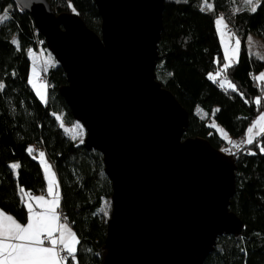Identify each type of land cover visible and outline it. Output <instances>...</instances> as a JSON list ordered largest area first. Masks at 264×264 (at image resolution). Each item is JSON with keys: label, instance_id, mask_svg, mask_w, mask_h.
Returning a JSON list of instances; mask_svg holds the SVG:
<instances>
[{"label": "trees", "instance_id": "16d2710c", "mask_svg": "<svg viewBox=\"0 0 264 264\" xmlns=\"http://www.w3.org/2000/svg\"><path fill=\"white\" fill-rule=\"evenodd\" d=\"M48 1L55 13L75 14L89 29L100 33L101 18L93 0ZM201 1L164 0L160 61L155 71L157 81L189 114L184 136L203 138L219 150L225 141L208 119L231 139L245 137L252 121L264 111V85L256 79L264 72V61L243 47L239 62L227 73L222 72L227 81L224 87L218 78L209 79V74L221 69L224 57L215 19L223 16L235 34L244 39L253 34L264 44V3L253 14L236 0H207L211 10L203 9ZM235 4L239 9L234 10ZM4 14L10 19L0 24V81L4 85L0 90V209L21 223L27 222L18 185L31 194L46 191V178L37 157L38 151H43L58 176L61 213L80 239L78 264H105L108 220L101 209L104 200L112 197V184L104 173L103 155L72 140L60 125L59 118L66 125L76 122L59 94L67 84L60 65L55 64L46 73L47 103L29 84V52H36L40 41L43 50L47 49L28 11L16 0H0V16ZM228 81L237 91L229 88ZM257 99L260 104L255 103ZM258 144L264 145V136L231 155L237 170L230 211L243 223V229L219 238L204 264H264V154ZM29 147L34 149L32 154L27 151ZM13 163L21 167L13 170Z\"/></svg>", "mask_w": 264, "mask_h": 264}, {"label": "water", "instance_id": "95a60500", "mask_svg": "<svg viewBox=\"0 0 264 264\" xmlns=\"http://www.w3.org/2000/svg\"><path fill=\"white\" fill-rule=\"evenodd\" d=\"M66 74L60 89L112 184L105 264H204L224 235L236 166L184 136L189 114L156 78L164 0H93L100 33L48 0H16Z\"/></svg>", "mask_w": 264, "mask_h": 264}, {"label": "snow or ice", "instance_id": "6c2138e0", "mask_svg": "<svg viewBox=\"0 0 264 264\" xmlns=\"http://www.w3.org/2000/svg\"><path fill=\"white\" fill-rule=\"evenodd\" d=\"M205 3H207V0H205ZM241 3L246 10L254 14L261 3H264V0H241ZM8 19H10V16L7 14L0 16V24ZM215 24L225 53L223 67L216 73L219 76L221 72L227 73L234 61L239 62L241 41L236 38L234 44L225 42L224 37L228 35V32L223 17L218 18ZM232 40L233 36L228 35V41L231 42ZM13 42L19 47L18 41L14 40ZM209 79L214 80L215 77L209 74ZM256 79L264 81V72L260 73ZM37 80L38 76L35 66H33L29 84L36 90V94L40 99L45 100L46 93L44 90L46 85L37 84ZM228 86L233 92L237 91L236 85L231 81H228ZM3 87L4 85L0 83V90ZM221 87H224V83H221ZM255 103L260 104V99H257ZM211 126L215 127V124ZM223 135L225 139H228L226 134ZM257 136H264V115H260L247 129L246 139L243 143L251 145L255 142ZM228 142L233 147L239 148V145L233 141L228 140ZM257 146L260 148V153L264 154V145L258 144ZM27 151L32 154L34 149L29 147ZM229 151L231 150L229 149ZM249 154L255 155L256 153L249 152ZM39 157L47 181L46 195H33L18 185L21 202L28 213L26 223L19 222L12 214L0 209V264H69V258H71L72 264H78L76 254L80 239L69 226L67 217H64L59 211L62 199L60 183L56 179L52 166L45 160V153L40 152ZM10 167L17 170L21 165L13 163ZM33 201H35V204H33ZM37 208L41 210L37 211ZM101 211H104V209H101ZM105 215H107L106 212Z\"/></svg>", "mask_w": 264, "mask_h": 264}, {"label": "rangeland", "instance_id": "374dc122", "mask_svg": "<svg viewBox=\"0 0 264 264\" xmlns=\"http://www.w3.org/2000/svg\"><path fill=\"white\" fill-rule=\"evenodd\" d=\"M237 3L240 2L241 3V0H236ZM202 4H201V7L205 10H211L212 9V6L211 4L209 3H205L204 0L201 1ZM242 6V5H241ZM239 9L236 4H235V7H234V10H237ZM220 17H223V16H219L215 19V21L220 18ZM224 18V17H223ZM224 23L225 25H227V32H228V35H232L233 36V40L231 42L228 41V35H226L224 37V40L226 43H231V44H234V40L236 38L240 39L241 41V44H240V51L243 47H245L247 49L248 52L252 53L253 55L257 56L258 58H260L261 60L264 61V44H262V41L259 37H256L255 35L253 34H250L249 36H247L246 39L244 38H241L238 34H235L233 32V30L231 29L230 25L226 22L225 18H224ZM216 30H217V27H216ZM217 34L219 36V40H220V44L222 45V50H223V56H224V46L221 42V37L217 31ZM29 56H30V59L32 61V67H31V71H30V78L32 76V70H33V66H35V69H36V73H37V76H38V80H37V84H44L46 85V88H45V93H46V99L45 100H42L44 103H47V96H48V87L47 86V82H46V73L48 72L49 68H51L52 66H55L56 61L54 59V57L52 56L51 53L45 50H39V51H33L31 50L29 52ZM223 63L224 61H222V64H221V68L223 67ZM236 63L235 61L233 62V64ZM217 73V72H216ZM216 73H212V75L215 77L214 80H216L217 78L221 81V83H224L226 84L227 81L224 80L223 76H222V72L220 73L219 76L216 75ZM262 73V72H261ZM258 76V75H257ZM256 76V77H257ZM29 78V79H30ZM259 84H263L264 85V81H259ZM0 83H2L0 81ZM3 84V83H2ZM32 86V85H31ZM33 87V86H32ZM34 89V88H33ZM35 90V89H34ZM35 94H36V90H35ZM36 96L38 98H40L37 94ZM197 112L203 117V118H206V115L204 113H202L200 110H197ZM260 115H264V111L259 114L253 121L252 123L260 116ZM60 119V125L63 127L64 130L67 131V133L69 134L70 138L74 141H76L78 144H84V140L86 138V130H84L81 126L80 123H78L77 121L74 122L72 125H66L63 120L61 118ZM208 122L211 125L215 124L213 121H211L210 119H208ZM251 123V125H252ZM250 125V126H251ZM249 126V127H250ZM213 127V126H211ZM248 127V128H249ZM216 131H217V134L220 135L223 140L225 141V145L223 148H221L220 150L225 153L227 155V157H231L232 154L240 151L241 149L243 148H246L249 144H246V143H243V141H245L246 139V135H247V130H246V135L243 139H240V140H234V139H231L230 136L227 135L228 139H225L224 138V135L223 134H226L219 126H217V124H215V127H213ZM247 128V129H248ZM222 130V131H221ZM223 133V134H222ZM258 137V136H257ZM228 140H231L233 141L235 144L239 145V148H236V147H233L232 144H230L228 142ZM229 149L231 151H229ZM40 152H43V151H40ZM37 157L38 159L40 160V157H39V153L37 154ZM45 160L49 163L47 157H46V154H45ZM50 164V163H49ZM47 183V181H46ZM102 209H104V211H102L103 213V216L104 218H106L107 220L110 219V215H111V212H112V201L111 199L109 200H104L103 202V205H102ZM105 212L107 213V215H105Z\"/></svg>", "mask_w": 264, "mask_h": 264}, {"label": "crops", "instance_id": "0c3cea01", "mask_svg": "<svg viewBox=\"0 0 264 264\" xmlns=\"http://www.w3.org/2000/svg\"><path fill=\"white\" fill-rule=\"evenodd\" d=\"M252 54V53H251ZM41 151V150H40ZM40 151H38L39 153H40ZM47 157V156H46ZM48 159V158H47ZM50 163V162H49ZM50 165L52 166V170H53V172H55V169H54V166H53V164H51L50 163ZM44 172V171H43ZM55 174H56V172H55ZM44 176H45V173H44ZM56 179L58 180V176L56 175ZM59 182V181H58ZM46 189H47V183H46ZM60 193H61V191H60ZM41 194H45L46 195V191L44 192V193H40V194H33V195H41ZM33 204H35V201H33ZM37 211H40L41 209H36ZM59 211L61 212V209H59ZM68 222V221H67ZM68 224H69V222H68ZM69 226L71 227V225L69 224ZM72 228V227H71ZM73 230V229H72ZM69 264H72V262H71V259L69 260Z\"/></svg>", "mask_w": 264, "mask_h": 264}, {"label": "built area", "instance_id": "2783aa9c", "mask_svg": "<svg viewBox=\"0 0 264 264\" xmlns=\"http://www.w3.org/2000/svg\"><path fill=\"white\" fill-rule=\"evenodd\" d=\"M36 31H37V29H36ZM38 33H39V31H37ZM39 50H43V42H39L38 43V45H37V50L36 51H39ZM71 258H69V260H70Z\"/></svg>", "mask_w": 264, "mask_h": 264}]
</instances>
